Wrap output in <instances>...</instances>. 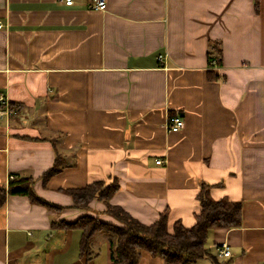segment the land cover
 <instances>
[{
	"label": "crops",
	"instance_id": "obj_1",
	"mask_svg": "<svg viewBox=\"0 0 264 264\" xmlns=\"http://www.w3.org/2000/svg\"><path fill=\"white\" fill-rule=\"evenodd\" d=\"M74 1L0 0V92L15 105L0 117V186L31 175L59 206L8 194L0 264H111L105 234L88 256L81 229L53 222L122 225L106 202L82 210L67 191L113 178L109 203L145 224L169 210L170 229L194 224L202 184L241 201L242 225L212 229L206 247L218 256L228 243L219 260L264 264V0ZM174 115L185 126L169 131ZM57 158L63 169L44 182ZM139 264L167 263L142 250Z\"/></svg>",
	"mask_w": 264,
	"mask_h": 264
},
{
	"label": "trees",
	"instance_id": "obj_2",
	"mask_svg": "<svg viewBox=\"0 0 264 264\" xmlns=\"http://www.w3.org/2000/svg\"><path fill=\"white\" fill-rule=\"evenodd\" d=\"M257 3V0H256ZM209 59L212 65L221 64L222 45H211ZM13 109L15 105L11 103ZM63 169L61 160L43 174L44 182ZM36 178L31 175H13L7 186H0V206L4 205L8 194L27 195L32 202L59 207L52 204L35 191ZM120 185L117 178L111 182L97 180L84 187L68 189L75 207L88 210L94 199L107 203V213L116 217L122 225H113L101 221L98 217L86 215L75 223L53 222L55 228L76 227L81 229V253L91 256L95 250L93 238L97 233L105 234L110 241L111 264H139L142 250L161 256L167 264H196L204 257H210L214 264H230L231 261L219 260L206 247L209 232L215 228H233L242 225L243 205L241 201L214 199L209 194V185L202 184L198 194L200 209L195 213V222L186 226L182 220H176L170 229L169 210L160 214L152 224H145L132 216L122 207L109 203ZM62 208V207H60ZM220 246L218 247V250Z\"/></svg>",
	"mask_w": 264,
	"mask_h": 264
},
{
	"label": "built area",
	"instance_id": "obj_3",
	"mask_svg": "<svg viewBox=\"0 0 264 264\" xmlns=\"http://www.w3.org/2000/svg\"><path fill=\"white\" fill-rule=\"evenodd\" d=\"M66 4H74V0H65ZM89 6L91 8L105 10L107 7V0H90ZM5 24L0 20V27H4ZM11 102L9 101L6 93L0 92V117H6L9 119L10 115L14 112L11 108ZM185 126V121L178 115L171 116L168 119L167 128L169 131H177ZM164 160L158 159L157 163H162ZM12 177V176H11ZM231 255L230 247L228 243H223L218 250L219 257H229Z\"/></svg>",
	"mask_w": 264,
	"mask_h": 264
}]
</instances>
